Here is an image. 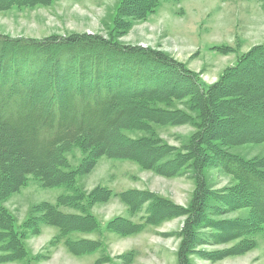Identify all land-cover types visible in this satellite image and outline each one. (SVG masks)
I'll list each match as a JSON object with an SVG mask.
<instances>
[{"label": "trees", "instance_id": "16d2710c", "mask_svg": "<svg viewBox=\"0 0 264 264\" xmlns=\"http://www.w3.org/2000/svg\"><path fill=\"white\" fill-rule=\"evenodd\" d=\"M53 1L0 0V12ZM165 1L120 0L114 32L107 37L0 34V263L33 264L43 257L32 255L26 242L40 233L42 223L59 230L51 245L61 242L74 255L98 251L103 257L101 240L84 234L125 236L184 215L179 264H190L196 253L214 262L241 256L264 236V156L245 159L228 150L264 142V44L239 54L236 63L207 84L201 73L161 49L118 40ZM214 49L236 52L229 45ZM170 124L196 129L183 151L177 152L157 131ZM75 149L83 153L77 165L69 158ZM102 157L131 160L165 176L192 168L196 188L190 203L184 207L150 191L128 189L119 196L132 215L145 210L143 221L118 216L103 224L92 209L110 200L112 190L97 186L86 191L79 182ZM211 165L236 183L209 190L205 170ZM32 176L45 187L65 186L66 193L56 203L33 206L20 226L5 202ZM242 208H249L250 215L210 217ZM231 243L226 249H195Z\"/></svg>", "mask_w": 264, "mask_h": 264}, {"label": "rangeland", "instance_id": "374dc122", "mask_svg": "<svg viewBox=\"0 0 264 264\" xmlns=\"http://www.w3.org/2000/svg\"><path fill=\"white\" fill-rule=\"evenodd\" d=\"M119 2L120 0H54L46 6L11 8L0 12V34L35 39L70 33L107 37L114 32L113 20ZM118 40L128 45L161 49L190 69L201 73L203 81L211 84L226 67L237 62L239 54L247 52L254 45L264 44V0L165 1L148 19L135 21L127 33L118 36ZM222 45H229L236 52L222 53L214 49L215 46ZM176 107L185 108V105L177 103ZM157 131L178 152L183 151V143L196 129L191 124H170L157 127ZM135 134L137 133H131ZM228 150L245 159L262 157L264 142L238 145ZM82 157L80 149H75L69 155L75 165ZM182 171L184 172L180 175L165 176L144 169L131 160L102 157L94 170L80 178L79 182L86 191L97 186L112 190L110 200L92 209L103 224L118 216L136 222L143 221L145 210L132 215L119 193L128 189L146 190L185 207L193 196L196 180L192 168L187 167ZM205 175L209 190H223L236 183L231 175L217 165L207 167ZM63 193H66L65 186L45 187L32 176L26 186L5 202V207L21 226L33 214V206L43 202L56 203ZM249 213V208H242L222 215L210 214V217L232 219L248 216ZM35 216L39 217L38 214ZM185 218L184 215L172 217L125 236L107 231L101 235L84 234L88 239L101 240L103 251H106L103 257L102 252L98 251L82 256L74 255L61 242L51 245L59 230L44 223L40 233L30 235L26 242L32 255L44 253L33 264H179L180 232ZM231 245L232 243L201 245L195 249L213 251L226 249ZM189 261L190 264H264V236L260 235L257 246L241 256L214 262L196 253L189 257Z\"/></svg>", "mask_w": 264, "mask_h": 264}, {"label": "bare ground", "instance_id": "6f19581e", "mask_svg": "<svg viewBox=\"0 0 264 264\" xmlns=\"http://www.w3.org/2000/svg\"><path fill=\"white\" fill-rule=\"evenodd\" d=\"M89 224V223H88Z\"/></svg>", "mask_w": 264, "mask_h": 264}]
</instances>
